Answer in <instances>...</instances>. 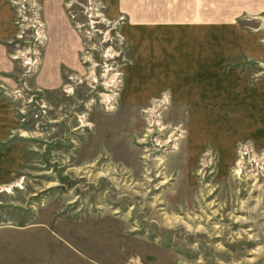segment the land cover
<instances>
[{
    "label": "rangeland",
    "instance_id": "1",
    "mask_svg": "<svg viewBox=\"0 0 264 264\" xmlns=\"http://www.w3.org/2000/svg\"><path fill=\"white\" fill-rule=\"evenodd\" d=\"M83 1L5 0L0 264H264V14L223 29L222 68L192 55L210 80L147 90L123 14Z\"/></svg>",
    "mask_w": 264,
    "mask_h": 264
},
{
    "label": "crops",
    "instance_id": "2",
    "mask_svg": "<svg viewBox=\"0 0 264 264\" xmlns=\"http://www.w3.org/2000/svg\"><path fill=\"white\" fill-rule=\"evenodd\" d=\"M108 4V9L113 13H121L125 18V28L124 32L126 38L132 39L134 47H139L138 54L140 55L139 61L142 63L140 70H136L133 75L135 81L141 80L143 73H147V78H151L150 82H143L142 86L146 85L147 90L154 87L153 89L159 87L162 88L163 84L166 82L170 87H190L196 86L199 80H207L212 77L207 76V72L211 71L205 70L204 72H199L200 69H204V65L198 64L197 61H204L203 59L207 57L218 56L217 49L221 52V43L224 42V31L233 30L232 28L239 29L244 32V29L240 28L236 23L242 18V16H250L258 14H264V0H105ZM113 9V10H112ZM11 8L10 5L5 2V0H0V58L2 55L3 45H1V39L8 37L12 32L11 23ZM252 17V16H251ZM48 24H53V37L62 38L61 35L56 33L61 32L65 23L54 24L52 20H48ZM226 27V28H225ZM182 30L181 32L185 35L184 42L182 41L173 43L172 49L169 50L168 47L165 49H160L168 44L167 39L174 31ZM61 30V31H60ZM160 33H159V32ZM181 32H179L181 34ZM233 32V31H232ZM213 33V34H211ZM56 35V36H55ZM152 37L157 43L153 47H149L147 42H143L142 45L139 44L138 37L142 38ZM209 35H214V37L207 42H203ZM166 37V38H165ZM141 38V39H142ZM187 39V40H186ZM143 40V39H142ZM154 41V40H152ZM191 41V42H190ZM58 43H60L58 41ZM191 44H195L199 47L203 53L192 51ZM72 45V44H71ZM70 45V47H71ZM151 45V44H150ZM158 45L157 48H155ZM181 45V46H180ZM208 45V46H207ZM203 47H207L203 49ZM251 47V48H250ZM245 46V51L249 54L254 47ZM144 48V50H143ZM251 49V50H250ZM141 50V51H140ZM143 50V51H142ZM50 52L52 49L49 50ZM140 51V52H139ZM55 52V51H53ZM222 53V52H221ZM221 53L218 56L216 67L218 69L222 68V57ZM54 55V53H52ZM199 55L198 58H193L192 55ZM51 53L48 54V58ZM231 55V54H230ZM168 57L173 59L168 63ZM202 59V60H201ZM7 60V58H6ZM61 61V60H60ZM196 61V62H195ZM8 63H10L7 60ZM63 63H68L70 67L71 62L66 59L62 60ZM139 62V63H140ZM206 62V61H205ZM1 63V60H0ZM146 64V67L144 66ZM197 63V64H196ZM207 63V62H206ZM42 64L44 65V58ZM167 66H166V65ZM152 69L150 70V67ZM0 69H6L5 63L0 65ZM42 69V68H40ZM39 69V70H40ZM219 73V79L224 76L228 79L230 76L227 74ZM227 72V71H226ZM201 74V75H200ZM223 74V75H222ZM213 77L214 80H218V76ZM238 75H233L232 77H237ZM155 80L159 83H155ZM236 80V87L244 84L243 79H231ZM226 81V80H225ZM230 82V81H229ZM228 82V83H229ZM232 82V81H231ZM221 83V80L220 82ZM149 84H152L149 86ZM186 84V85H179ZM222 84V83H221ZM132 91L138 89L136 83L133 82L129 86ZM169 87V88H170ZM224 87V83L222 84ZM158 89V88H157ZM171 89V88H170ZM169 89V90H170ZM237 93H246L247 89L243 86L245 92H238V88H234ZM131 90L128 89V92ZM171 92V90H170ZM173 92V91H172ZM150 94V92H145V95ZM174 94V93H173ZM222 94V93H221ZM178 95V94H177ZM249 95V94H248ZM250 101L253 103L255 100L252 96H249ZM132 100V99H131ZM130 100V101H131ZM212 101H215L211 99ZM259 100V99H257ZM216 102V101H215ZM214 102V103H215ZM0 113V125L4 126L3 118H1Z\"/></svg>",
    "mask_w": 264,
    "mask_h": 264
},
{
    "label": "built area",
    "instance_id": "3",
    "mask_svg": "<svg viewBox=\"0 0 264 264\" xmlns=\"http://www.w3.org/2000/svg\"><path fill=\"white\" fill-rule=\"evenodd\" d=\"M94 3H95L94 0H84L82 3L83 9L86 8L88 10L94 11ZM89 13H90V11H89Z\"/></svg>",
    "mask_w": 264,
    "mask_h": 264
},
{
    "label": "bare ground",
    "instance_id": "4",
    "mask_svg": "<svg viewBox=\"0 0 264 264\" xmlns=\"http://www.w3.org/2000/svg\"><path fill=\"white\" fill-rule=\"evenodd\" d=\"M108 97V96H107ZM112 97V96H111ZM109 101L111 100V98L110 99H108ZM10 187V186H9ZM9 187H7V188H9Z\"/></svg>",
    "mask_w": 264,
    "mask_h": 264
}]
</instances>
